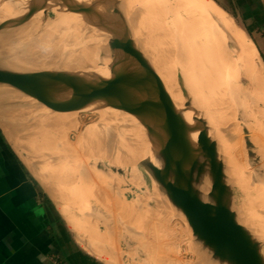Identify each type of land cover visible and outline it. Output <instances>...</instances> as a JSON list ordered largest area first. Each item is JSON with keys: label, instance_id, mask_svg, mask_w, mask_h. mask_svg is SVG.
I'll return each mask as SVG.
<instances>
[{"label": "rangeland", "instance_id": "1", "mask_svg": "<svg viewBox=\"0 0 264 264\" xmlns=\"http://www.w3.org/2000/svg\"><path fill=\"white\" fill-rule=\"evenodd\" d=\"M119 1L123 11L128 16L129 22L132 26V32L134 33L141 49L146 56L150 58L152 64L158 70V73L164 80L169 93L177 102H179L178 105L183 110H186V112H183L184 117L191 120V117L194 115V111L190 110L192 108L197 111L198 116L207 124L210 136L216 141L219 156L222 157L224 163L226 162L225 165L229 169H227L228 172L226 173L234 192L233 209L236 211L239 221L246 225L260 241L262 252L264 254V166L250 161L248 166L246 159H244L243 155L239 154V144L238 141H236L233 130L238 131L241 134H239L241 138L247 141L249 140L253 145L259 147L261 144L255 138H253V140L248 138V134H245L248 132L245 129L243 130V126L240 125V122H237V113H234L236 117L235 119L233 118L230 112V106L227 103L228 101L225 100L229 97V94H226L225 98V92L222 91V96L225 101L223 100L220 107L217 108L218 94L213 93L214 90H217L219 87L217 85L218 80L221 82L217 70H223L224 68L226 74H229L228 78L232 74L239 76L238 79L241 88L245 89L246 92L248 91L247 94H249V96L254 95L258 98L260 108L264 109V86L260 85L262 83L264 85V59L251 39V36L245 29V26L234 17L231 12L227 9H222V6L217 0H215L217 3L212 0L217 5L219 4L221 6L218 5L230 16L237 30L244 35L248 46L252 49L254 59L250 57L251 54L249 50L245 52V49H241L239 51L233 45L223 43L222 39L209 40L210 42L204 40V43L201 41L198 46H196L197 48L193 47V50L195 53H199L200 56H202L200 60L206 59L207 62H209L210 71L205 77V72L203 73L202 69L194 72L191 70L188 61L187 63H184L186 62V59L181 56L182 53L180 52L181 48L179 47L178 38L175 37L174 34L168 32L162 33V31L159 30V26L157 25L160 20H157V17L149 12L150 7L143 4V2H141L142 0ZM15 2L17 4L25 5L27 2H31V0H15ZM56 5L58 4L56 3ZM58 7L59 6L50 7L47 11L44 10V15H39L35 20L31 18L32 20L30 19L28 21L29 23L27 22V25L29 26H22L23 28L26 27L24 30H26L27 33L30 32V35L33 30L35 31H33L34 33L31 36L27 33H21V35L17 34V36L9 37V39L6 40L8 38L6 37V34L18 29L23 32V28L21 26H16V28H14L15 26H10V24L3 26L4 23L10 22L12 19L7 21H2L0 19V32L3 31L0 33V57L8 62L10 61V64L12 62V65L15 63L13 66L19 70L54 69L77 72H95V67L92 64V61L95 58V49L96 47H102L99 56L104 57L105 60L109 61L108 65H110L114 53L109 44L110 33L108 34L105 30L87 23L86 21H84L81 27L83 32L81 33L83 34L81 38L77 35L78 33H73L65 27L59 28L57 26V28L55 26L57 15H59L57 12L70 13V11ZM172 7L177 8V13L182 17V21L184 22L180 21L181 25H188V19L190 17L188 10L178 4L177 6L174 5ZM4 15L6 16V13H4ZM70 15L73 16L72 13H70ZM49 22L55 26L54 30L55 28L58 30L54 31V35L52 33L53 25ZM37 25L39 27H37ZM49 25H51V29ZM29 27L32 29H29ZM197 27L198 26L195 25V29ZM38 28L40 29L38 30ZM180 30L182 31V28H180ZM40 31L43 34L40 33ZM46 31H49V33H46ZM62 31L63 33L61 34ZM158 31H160V33ZM182 32L183 33L181 34L183 37L181 38V43L184 42V45H186L189 42L188 44H190L191 40L197 43L195 37L198 36V33L194 30V27L191 29L188 37L184 31ZM39 33L42 36H40ZM44 33H46L48 37H44V35H46ZM50 33L53 37H50ZM64 33H67L66 36L68 37H66ZM24 34L27 35L23 37ZM57 34L58 36L60 34L63 35V39L61 38V35L58 37ZM99 35L101 37H99ZM3 37L4 39L6 38V44H4ZM34 37L35 39L33 40ZM43 37L45 39L47 37L49 41L47 39L44 40ZM53 38L55 41L51 40ZM59 39L61 41H59ZM56 40H58L57 43ZM34 41L38 43L36 44ZM41 41H46L47 43L45 42L46 44L44 45V42ZM23 43L24 45L26 44V46H29V48L24 46ZM20 44L23 47L20 46ZM32 44H36V46H33ZM32 46L35 49H33ZM31 50H33V53ZM223 50H225V54L231 58L230 63L225 65V67H223L224 65H221L218 69L215 67V61H219L221 54H224ZM23 51H26L27 54ZM34 51H36L38 57H36ZM21 53L23 57V59L21 58L22 61L20 60ZM33 57L35 58L32 59ZM101 60L104 59L100 58L99 61ZM178 62L181 63V65H178ZM166 67L169 68L172 78H174L177 83L179 89L177 92H173L171 81L165 71ZM190 71L194 73L191 74ZM195 73H198L199 76ZM190 76L194 78L197 76V80H194V78L191 79ZM201 76L203 78L198 80V77L200 78ZM211 78H214L215 80L211 81ZM195 81H203V84L200 85L201 82L199 84L200 86H196L199 82L194 83ZM227 83H229V93H231V90H233V83L231 80L230 82L228 80ZM192 84L195 85L193 86ZM249 87H256V90L259 92H256L254 88L252 90ZM195 90L198 91L197 95ZM193 94L198 96V104L196 103L197 101ZM261 102L263 103L260 104ZM188 104L192 107H188ZM113 109L115 108H99L93 111L67 113L57 112L44 105H40L38 101L32 99L30 96L15 90L7 89L5 90V93L0 95V125L3 127L11 143H14L13 146L19 155L28 167L30 166V170L35 176L37 175L38 180L52 202L56 215L59 216L65 226L68 227L70 237L74 241H76V237L85 248L89 247L88 251L91 250L90 252L93 254H97V252L98 254H101V257H103L102 259L108 264H166L168 261L169 264H204L203 261L199 260L200 258H197L201 257L200 254L202 253L205 255L207 261L216 264L212 258V251H210V249L192 232V227L184 212L172 202L160 183L154 177L151 170L143 164L144 159L134 153L133 150L139 149V146L140 148L143 147L145 142L150 144L145 127L140 124L138 119L137 121L139 125L133 120H129V117H125L124 119H120V117L117 118ZM126 115L129 116L131 114L126 113ZM214 117H216L219 125L221 124L222 126H220L223 127L221 128L223 136L219 133V129L214 122ZM78 121L80 122L78 123ZM131 122H133V124L135 123V126H133ZM53 124L56 126L52 127ZM139 126H141L142 129H139ZM61 127L62 130L63 128L66 129L67 132L60 131ZM196 136L197 135H194L192 138L194 139ZM135 144L137 146H135ZM77 152L78 155H73V153L75 154ZM231 155L235 159H233ZM75 156H78V159L79 156L82 158L86 156L84 158L86 162H83L84 159L81 158L82 161L80 160L79 163H86L85 165L87 168H85V166L81 167L78 161H74L76 158ZM65 157L70 159V164L68 163L69 165L67 166L69 167L71 165L74 166V169L76 168L74 172L76 177L80 178V176L84 174V177L87 180L85 181L86 183H84V186H86L85 188L96 192V195L93 197H84H87V203L91 207L90 213L86 212L83 208L86 203L82 204L83 202H80L82 201L79 200L80 198L78 199L77 197L72 196L67 191H65L64 194V191L61 190L57 184L62 183V178L63 181L67 178V181H65V183L63 182V184H66L68 181L70 182L71 178L73 179L72 176L67 175L69 176L67 177L63 172H60L62 171L63 166L65 168L66 165L57 164L60 163L62 159H66ZM87 160L90 162L87 163ZM53 164H56L57 166H54ZM90 169L93 170L91 171ZM50 173L52 176L49 175ZM60 173H63L62 178L58 177ZM64 175L65 178L63 177ZM75 181L79 185L82 183L80 180ZM107 189H109L110 192H108ZM57 192L59 194H57ZM100 193L102 195H99ZM103 194L112 196L116 202H120L124 209L130 214L131 218L141 219L140 221H142L143 224H147V226L144 227V230L149 234V237L152 238L150 240L152 243H150L152 245L150 249H154L150 250L152 256L148 255L150 254L149 250H141V245L144 243L142 236L137 232V229L127 223L122 216L117 217L118 221L116 219V222L119 225L118 228H112L109 223L105 222V217L102 218L103 214L100 213L103 210L101 206L105 204L104 199H102L104 196ZM92 209H98L97 212L101 215ZM143 214L145 216H143ZM67 222L74 232L69 228ZM149 225L151 227H149ZM190 244L196 245V250L200 248V250L198 249L200 254L196 252ZM91 246L93 250L97 248L94 250L95 252L90 248ZM137 246L140 249H137ZM98 247L100 250H98ZM190 257H194L192 259L195 260H192ZM179 258L183 260V262ZM188 260H192V263H190L191 261L188 262ZM198 261L200 263H198Z\"/></svg>", "mask_w": 264, "mask_h": 264}, {"label": "water", "instance_id": "2", "mask_svg": "<svg viewBox=\"0 0 264 264\" xmlns=\"http://www.w3.org/2000/svg\"><path fill=\"white\" fill-rule=\"evenodd\" d=\"M31 2L23 22L42 9L59 6L110 33L114 53L109 72L19 70L0 57V95L7 89L15 90L57 112L115 108L134 115L145 127L161 162L157 165L144 159L143 164L184 212L194 235L226 264H264L260 241L233 209L234 192L207 124L192 108L191 120L184 117L186 110L172 99L158 70L141 49L120 1L100 0L92 5L78 0ZM99 3L112 8L115 15L100 12ZM194 135L197 141L192 139ZM205 177L211 183L206 199L199 189Z\"/></svg>", "mask_w": 264, "mask_h": 264}, {"label": "bare ground", "instance_id": "3", "mask_svg": "<svg viewBox=\"0 0 264 264\" xmlns=\"http://www.w3.org/2000/svg\"><path fill=\"white\" fill-rule=\"evenodd\" d=\"M78 1H82L83 3H85V4H87V5H92V4H94L96 1L98 2V1H100V0H78ZM141 2H143V4H146L147 5V7H150V9H149V12H151V14H153L154 16H156L157 17V20L159 19L160 20V22H159V24L157 25V26H159V30H161L162 31V33H164V32H168V33H171V34H174L175 35V37H177L178 38V43H179V47L181 48L180 49V52L182 53V55L181 56H183L185 59H186V62H184V63H187V61L189 62V66H190V68H191V70H193L194 72L196 71V70H199V69H202V72L204 73V75H205V77L207 76V74L209 73V71H210V66H209V62H207V60L206 59H202V60H200V58L202 57V56H200V54L199 53H195L194 52V50H193V47H196V46H198V44H199V42H201V41H203V43H204V40H215V39H222V41H223V43H227V44H231V45H233L236 49H238L239 51L241 50V49H245V52L247 51V50H249L250 51V54H251V58H253L254 59V54H253V52H252V49H250V47L248 46V44H247V42H246V39H245V37H244V35L240 32V31H238L237 30V28L235 27V25H234V23H233V20L230 18V16L226 13V12H224L214 1H212V0H165V1H163V0H142ZM139 3V2H138ZM171 4H172V6H177V4L178 5H180L181 7H185L186 8V10H188V12H189V19H188V25L186 24H183V25H181V22L180 21H182V17H180V14H178L177 13V8H175V7H172L171 6ZM31 7H32V2H27L25 5H22V4H17L16 2H15V0H0V19L2 20V21H7V20H10V19H12V21L10 20V26L11 25H14V26H12V27H14V28H16V26L18 27V26H29V25H27V22L32 18V19H37V17L39 16V15H44V9H42V10H40L39 12H37V13H35L34 15H32L31 16V18H28L26 21H22L23 19H25L26 17H28L29 16V13H30V10H31ZM59 8V7H58ZM98 10L100 11V12H102L103 14H105V15H110V14H113V15H115L114 13H113V10H112V8H110V7H106V6H104L102 3H99V5H98ZM6 13V16L4 15V13ZM59 15H57V20H56V27L58 26L59 28H61V27H65V28H67V29H69L70 31H72L73 33L75 32V33H78L77 35L79 36V38H81L82 37V35L83 34H81V33H83L82 32V30H81V27H82V25H83V23H84V20L81 18V16H79L78 14H76V13H74V12H70V13H72V15L73 16H71L70 15V13L69 12H57ZM148 13V12H147ZM31 19V20H32ZM32 22V21H31ZM30 22V23H31ZM117 22L118 21H113V23H115V24H117ZM182 22H184V21H182ZM4 23V22H3ZM26 23V24H25ZM29 23V22H28ZM49 23H51V22H49ZM2 24V23H1ZM32 24H33V22H32ZM52 24V23H51ZM55 24V23H54ZM53 25V24H52ZM195 25L196 26H198L196 29H195ZM3 26H4V24H3ZM7 26V25H6ZM50 26V29H51V25H49ZM54 25H53V30H52V33H53V35H54V31H56L57 29L55 28V30H54V27H55ZM88 26V25H87ZM1 27V26H0ZM30 27H31V24H30ZM29 27V29H32V28H30ZM37 27H39L38 25H37ZM48 27V26H47ZM46 27V28H47ZM57 27V28H58ZM84 27V26H83ZM194 27V30L198 33V36L197 37H195V39H197V43L196 42H194L193 40H191V43L190 44H186V45H184V42H182L181 43V38L183 37V35L181 34V33H183L182 31H184V33H186V35H187V37L190 35V31H191V29ZM8 28H11V27H8ZM7 28V29H8ZM23 28V27H22ZM24 28H26V27H24ZM24 28H23V32L21 31V30H16V31H12V32H10V33H8V34H6V37H8L6 40H8L9 39V37H15V36H17V34H20L21 35V33L23 34V33H27V31L26 30H24ZM46 28H44V29H46ZM87 28V27H86ZM180 28H182V31L180 30ZM29 29H27V30H29ZM40 28H38V30H39ZM44 29H42V30H44ZM9 30H12V29H9ZM15 30V29H14ZM41 30V31H42ZM64 30V29H63ZM25 31V32H24ZM30 31H32V30H30ZM34 31V30H33ZM32 31V33H31V35L35 32H33ZM40 31V33H42ZM58 31V30H57ZM65 31V30H64ZM77 31V32H76ZM89 31V30H88ZM133 31V30H132ZM3 32V31H2ZM2 32H0V33H2ZM36 32H38V31H36ZM49 33V31H46V33ZM51 32V31H50ZM159 33H160V31H158ZM30 32H28L27 34H29ZM40 33H39V35H40ZM46 33H44V34H46ZM56 33V32H55ZM63 33V31L61 32V34ZM70 33V32H69ZM96 33V32H95ZM108 33V32H107ZM27 34H24V36L23 37H25ZM38 34V33H37ZM43 34V33H42ZM51 34V33H50ZM58 34H59V32H58ZM58 34H57V36H58ZM60 34V35H61ZM65 34V36H66V34L67 33H64ZM85 34V33H84ZM97 34V33H96ZM109 34V33H108ZM134 34V33H133ZM30 35V34H29ZM30 35V36H31ZM59 35V36H60ZM69 35V34H68ZM111 34H109V36H110ZM166 35V34H165ZM194 35V34H193ZM29 36V37H30ZM34 36H36V35H34ZM40 36H42V35H40ZM45 36H47V34L46 35H44V37ZM58 36V37H59ZM28 37V38H29ZM33 37V36H32ZM38 37V36H37ZM43 37V38H44ZM48 37V36H47ZM47 37H46V39H47ZM50 37H53L52 36V34L50 35ZM50 37H49V39H50ZM56 37V36H55ZM66 37H68V36H66ZM74 37H76V36H74ZM99 37H101L100 35H99ZM111 37V36H110ZM27 38V37H26ZM39 38V37H38ZM57 38V37H56ZM55 38V39H56ZM61 38L63 39V35H61ZM70 38V37H69ZM88 38H90V37H88ZM185 38V37H184ZM1 39H2V36H1ZM3 39H4V37H3ZM4 39V42L6 41ZM15 39V38H14ZM35 39V37L33 38V40ZM41 39V38H40ZM45 38H44V40H46ZM83 39V38H82ZM188 39V38H187ZM48 40V39H47ZM51 40H53V41H55L54 40V38L53 39H51ZM51 40H50V42H51ZM2 41V40H1ZM10 41V40H9ZM9 41H7V42H9ZM13 41V40H12ZM15 41V40H14ZM38 41V40H37ZM49 41V40H48ZM57 41L58 40H56V43H57ZM59 41H61L60 39H59ZM184 41V40H183ZM28 42V41H27ZM33 42V41H32ZM31 42V43H32ZM39 42H40V40H39ZM41 42H44V41H41ZM46 42V41H45ZM44 42V45L47 43H45ZM92 42V41H91ZM210 42V41H209ZM22 43V42H21ZM26 43V42H25ZM30 43V42H29ZM29 43H27L28 45H30ZM34 43H36L35 41H34ZM38 43V42H37ZM36 43V44H37ZM216 43V42H215ZM220 43H222V42H220ZM4 44H6V42L4 43ZM36 44H32L33 46L35 45L36 46ZM54 44H55V42H54ZM217 44V43H216ZM2 45H3V43H2ZM23 45H24V43H23ZM99 45V44H98ZM223 45V44H222ZM225 45V44H224ZM13 46V45H12ZM11 46V47H12ZM17 46V45H16ZM20 46H22L21 44H20ZM19 46V47H20ZM24 46H26V44L24 45ZM31 46V45H30ZM33 46H32V48H33ZM102 46V45H101ZM14 47V46H13ZM12 47V48H13ZM23 47V46H22ZM26 47H28L29 48V46H26ZM179 47H178V49H179ZM27 48V49H28ZM197 48V47H196ZM14 49V48H13ZM20 49V48H19ZM23 49V48H22ZM30 49H31V47H30ZM33 49H35V48H33ZM101 49H102V47H96V49H95V58L93 59V61H92V64L94 65V67H95V71L96 72H98V73H100V74H103V75H107L108 74V72H109V65H108V63H109V61H107V60H105V58L104 57H101V56H99L100 55V51H101ZM17 50V49H16ZM24 50V49H23ZM25 50H26V48H25ZM38 50V49H37ZM227 50V49H226ZM32 51V53H33V50H31ZM1 52V51H0ZM22 52V51H21ZM23 52H25L26 54H27V52L26 51H23ZM40 52V51H39ZM180 52H178V53H180ZM238 52V51H237ZM34 53L36 54V57H38V54L36 53V51H34ZM190 53V54H189ZM223 53L224 54H221V56H220V59H219V61H215L216 62V64H215V67H220L221 65H224L223 67H225V65H228L229 63H230V57H228L227 56V54H225V50H223ZM20 54V53H19ZM19 54H18V56H19ZM25 54V55H26ZM23 56H24V54H23ZM33 56H34V54H33ZM236 56V55H235ZM25 57V56H24ZM29 57V56H28ZM30 57H31V55H30ZM2 58V57H1ZM21 58L23 59V57H22V53H21V55H20V60H21ZM35 57H33L32 59H34ZM100 58H102V59H104V60H101V61H99L100 60ZM204 58V57H203ZM4 59V58H3ZM14 59V58H13ZM26 59V58H25ZM22 61V60H21ZM29 61V60H28ZM10 62V61H9ZM30 62V61H29ZM180 62V61H179ZM177 63L178 65H181V63ZM28 63V62H27ZM2 64H6L5 62H2ZM7 64H9L8 62H7ZM6 64V65H7ZM15 64V63H14ZM13 64V65H14ZM32 64V63H31ZM11 65H12V62H11ZM17 65V64H16ZM182 65H183V63H182ZM20 66V65H19ZM24 66V65H23ZM83 67V66H82ZM180 67V66H179ZM183 67V66H182ZM181 67V68H182ZM79 68H81V67H79ZM222 68V67H221ZM83 69H85V68H83ZM183 69V68H182ZM219 69V68H218ZM78 70V69H77ZM165 71H166V73H167V75H168V77H169V79H170V81H171V85H172V88H173V92H177L179 89H178V87H177V83H176V81L174 80V78H172V76H171V74H170V70H169V68L168 67H166L165 68ZM200 71V70H199ZM241 71V70H240ZM175 72V71H174ZM191 72V71H190ZM193 72V73H194ZM198 72V71H197ZM192 72H191V74H193ZM217 73H218V75H219V78L221 79V82L218 80V82H217V85L219 86L218 87V89L216 90H214V92L213 93H215V94H218V99H217V101H218V107L217 108H219L220 107V104L222 103V101L224 100V98H223V96H222V91L223 92H225V94H224V97L226 98V94H229V97L227 98V99H225L226 101H228L227 103H228V105L230 106V109H231V114H232V116H233V118L235 119V115H234V113L236 114L237 113V122H240V125H242L243 127V130L245 129L248 133H245V134H248V138L250 139V140H253V138H255L260 144H261V146H255V145H253L252 143H250V141L248 140H245V139H243V138H241L240 136H239V132L238 131H235V130H233V132L235 133V137H236V141H238V144H239V154L240 155H243V157H244V159H246V163L248 164L249 163V161L250 162H253V163H257L258 165L259 164H261L262 166H264V109H262V108H260V105H259V100H258V98H256L254 95H251V96H249V94H247V92L245 91V89H243V88H241V86H240V83H239V79H238V75H236V74H232L229 78H228V75L229 74H226V72H225V70H224V68H223V70H217ZM190 74V75H191ZM196 74V73H195ZM196 75H198L199 76V74L197 73ZM195 76V75H194ZM197 77V76H196ZM194 78V77H192V76H190V78L192 79V78H194V80H197V78ZM201 78H203L202 76L199 78L198 77V80H200ZM261 78V77H260ZM189 79V78H188ZM245 79H246V77H245ZM244 79V80H245ZM256 79H257V77H256ZM255 79V80H256ZM215 79L214 78H211V81H214ZM228 80H229V82H230V80L232 81V83H233V90H231V93H229V83H227L228 82ZM184 81V80H183ZM193 81V80H192ZM241 81V80H240ZM257 81V80H256ZM260 81V80H259ZM262 81V80H261ZM185 82V81H184ZM188 82V81H187ZM197 82H199V83H197ZM202 82V83H201ZM242 82V81H241ZM250 82V81H249ZM194 83H197V85L196 86H198L200 83V85H202L203 84V81H195ZM260 83H262V82H260ZM259 83V84H260ZM257 84V83H256ZM193 86L195 85V84H192ZM199 85V86H200ZM248 85H249V83H248ZM247 85V86H248ZM260 85H262V86H264L263 85V83L262 84H260ZM259 85V86H260ZM190 86H191V84H190ZM253 86H255V85H253ZM202 88V87H201ZM249 88H251V87H249ZM254 89H255V91L256 92H259V91H257L256 89V87H253ZM253 88H251L252 90H253ZM259 88V87H258ZM189 89V88H188ZM194 89V88H193ZM197 89V88H196ZM197 90H199V89H197ZM248 90V89H247ZM264 90V89H263ZM192 91H194V90H192ZM196 91V90H195ZM197 92L198 91H196V95H197ZM200 92V91H199ZM250 93H251V91H250ZM262 93H263V91H262ZM171 95V94H170ZM182 95V94H181ZM201 95H202V92H201ZM208 95V94H207ZM256 95V94H255ZM193 96H194V98H195V100L197 101V98H198V96H199V93H198V96H195L194 94H193ZM171 97H172V99L177 103V104H179V102H177L174 98H173V96L171 95ZM182 97V96H181ZM202 97H203V95H202ZM204 99H205V97H204ZM215 99H216V95H215ZM224 100V101H225ZM195 101V102H196ZM202 101H204V100H202ZM216 101V100H215ZM248 101V102H247ZM260 101H262V100H260ZM264 102V101H263ZM263 102H261L260 104H262ZM197 104L199 103L198 101L196 102ZM248 103V104H247ZM201 107V106H200ZM264 107V106H263ZM204 108V107H203ZM113 111H114V113H115V115H116V117L118 118V117H120V119H124L125 117H129V120H133L137 125H139V123H138V121H137V118L133 115V116H131V115H126V113L125 112H123V111H121V110H115V109H113ZM222 111V110H221ZM205 115V114H204ZM79 119V118H78ZM214 119H215V124H216V126L218 127V129H219V133H221V135L223 134V132H222V129L221 128H223V127H221L220 125H219V122H217V120H216V117H214ZM75 120V119H74ZM209 120V119H208ZM219 120V119H218ZM80 121H78V123H79ZM129 122V121H128ZM123 123V122H122ZM132 124H133V122H131ZM134 123V124H135ZM221 123H222V121H221ZM133 124V126H135ZM141 124V123H140ZM56 125H52V127H55ZM143 126V125H142ZM239 126V125H238ZM94 127V126H93ZM131 127H132V125H131ZM233 127V126H232ZM134 128V127H133ZM141 128V126H139V129ZM225 128V127H224ZM241 128V127H240ZM55 129V128H54ZM138 129V130H139ZM142 129V128H141ZM56 130H58V129H56ZM134 130V129H133ZM137 130V129H136ZM228 130V129H227ZM226 130V131H227ZM60 131H64V132H67V130L66 129H64L63 128V130H62V127H61V129H60ZM77 131V130H76ZM138 132V131H137ZM141 132V131H140ZM232 132V133H233ZM231 133V134H232ZM241 135V134H240ZM223 136V135H222ZM231 137H234V136H231ZM247 137V136H246ZM82 138V137H81ZM78 139V138H77ZM84 139V138H83ZM193 139V138H192ZM131 140V139H130ZM194 141H197V136L193 139ZM233 141V140H232ZM222 142V141H221ZM14 144V143H13ZM74 144H75V141H74ZM130 144H132V143H130ZM77 146V145H76ZM135 146H137L136 144H135ZM78 147V146H77ZM82 148V147H81ZM133 148V147H132ZM131 148V149H132ZM236 148V147H235ZM234 148V149H235ZM262 148V149H261ZM135 149V148H134ZM78 150V149H77ZM134 151V153H136V155H138L140 158H142V159H150L151 161H153L155 164H157V165H161V162H160V160H159V158L156 156V153H155V151H154V149L151 147V145L147 142H145V145L143 146V147H141L140 148V146H139V149H136V150H133ZM230 151V150H229ZM78 155V152L77 153H73V155ZM109 154V153H108ZM231 154V153H230ZM80 155V154H79ZM82 155V154H81ZM59 156V155H58ZM227 156V155H226ZM228 156H230V155H228ZM239 156V155H238ZM76 158H75V160L74 161H78V163H79V161L81 160V158L82 157H80L79 156V159L77 158L78 156H75ZM86 157V156H85ZM84 157V158H85ZM106 157H108V156H106ZM220 157V160L222 161V164H223V168H224V170L226 171V172H228L227 171V169H228V167L225 165L226 164V162L224 163V161H223V159H222V157L221 156H219ZM231 157H233L232 155H231ZM247 157V158H246ZM66 159H62L61 160V162L60 163H57V164H64V165H69L70 163V159L68 158V157H65ZM72 158V157H71ZM84 158H82V159H84ZM78 159V160H77ZM228 159V158H227ZM233 159H235L234 157H233ZM232 159V160H233ZM240 159H241V157H240ZM243 159V160H244ZM54 160V159H53ZM58 160V159H57ZM71 160H73V159H71ZM85 160V159H84ZM83 160V162H86V160L84 161ZM55 161V160H54ZM82 161V160H81ZM229 161V160H228ZM235 161V160H234ZM57 162V161H56ZM83 162H80L79 164L81 165V167H83V166H85V168H87L86 167V163L85 164H82ZM90 161H88L87 160V163H89ZM240 162V161H239ZM69 163V164H68ZM75 163V162H74ZM250 164V163H249ZM249 164H248V166H249ZM52 165V164H51ZM54 165V164H53ZM56 165V164H55ZM54 165V166H55ZM251 165H253V164H251ZM255 165V164H254ZM57 166V165H56ZM62 166V165H61ZM60 166V167H61ZM65 166V168H64V166H63V168H62V171H60V172H63L66 176L67 175H70V176H72L73 177V179L71 178V181L69 182H66V184H63V182L65 183V181H67L66 179L63 181V178H62V174L60 173V175L58 176V177H61L62 178V183H57L58 184V186L60 187V189L61 190H63L64 191V194H65V191H67L69 194H71L72 196H75V197H77L79 200H82V201H80L82 204H84V203H86V205H84V210H86V212H89L90 213V209H91V207L88 205V203H87V200H86V198L87 197H89V196H95L96 195V192L94 191V190H90V189H88V188H85L86 186H84V183H86L85 181H87L86 180V178L84 177V174L83 175H81L80 176V178H78V177H76V175L74 174V172H75V169H74V166H67L66 167ZM30 167V166H29ZM50 170H51V167H50ZM84 170V169H83ZM91 171L93 170V169H90ZM229 170V169H228ZM82 172V171H81ZM94 172V171H93ZM98 172H100V171H98ZM37 174H39L38 172H36ZM95 173V172H94ZM260 173V172H259ZM259 173H258V175H259ZM39 175H41V174H39ZM50 176H52L51 175V173L49 174ZM65 175L63 176L64 178H65ZM98 175V174H97ZM104 176V175H103ZM36 177H37V175H36ZM39 177H42V176H39ZM67 177H69V176H67ZM107 177V176H106ZM44 178V177H43ZM42 178V179H43ZM38 179V178H37ZM88 179V178H87ZM75 180H80V181H82V183H81V185H79V184H77L76 183V181ZM40 182V181H39ZM42 182V181H41ZM45 182V181H44ZM44 185H45V183H44ZM46 186H47V184H46ZM89 186V185H88ZM95 186V185H94ZM210 187H211V183H210V180H209V178L208 177H205L203 180H202V182L199 184V189H200V191L202 192V194H203V196H204V198L206 199L207 198V194L209 193V190H210ZM98 188V187H97ZM249 189H251V188H249ZM256 189V188H255ZM55 190H57V189H55ZM100 190V189H99ZM107 191L108 192H110L109 191V189H107ZM54 192V191H53ZM95 192V193H94ZM249 192V191H248ZM247 192V193H248ZM99 193V192H98ZM55 194V193H54ZM57 194H59L58 192H57ZM262 194V193H261ZM84 195V196H83ZM98 195V194H97ZM99 195H102L101 193L99 194ZM104 196H103V198L102 199H104V201H105V204L104 205H102L101 207L103 208V210L100 212V213H102L103 215H102V218L103 217H105V222H107V223H109V225L113 228H118L119 227V225L117 224V222H116V219H117V217L118 216H122L123 217V219L127 222V223H129L132 227H135L136 229H137V232L142 236V238H143V241H144V243H143V245H141L140 247H141V250H143V251H150V250H154V249H150L151 248V242H150V240L152 239V238H150L149 237V234L144 230L145 228V226H147V224H143L142 223V221H140L139 219H136V218H131V216H130V214L124 209V207H123V205L120 203V202H116L113 198H112V196H108V195H106V194H103ZM258 195V194H257ZM85 196H87L86 198H84ZM83 197V198H82ZM256 197V196H255ZM84 199V200H83ZM98 199V198H97ZM61 200V199H60ZM89 201V200H88ZM99 202V201H98ZM97 202V203H98ZM99 204V203H98ZM260 205V204H259ZM165 207V206H164ZM81 208V207H80ZM262 209V208H261ZM260 209V210H261ZM92 210H94V211H98V209H92ZM174 211V210H173ZM261 212V211H260ZM98 213V212H97ZM99 214V213H98ZM165 214V213H164ZM99 215H101V214H99ZM136 216H138V215H136ZM143 216H145L144 214H143ZM139 217V216H138ZM180 217V216H179ZM179 217H178V219H179ZM121 219V218H120ZM184 220V219H183ZM83 221V220H82ZM117 221H118V219H117ZM180 221V220H179ZM111 222V223H110ZM146 222V221H145ZM86 223H87V221H86ZM106 223V224H107ZM147 223H149V222H147ZM152 223H153V221H152ZM156 223V222H155ZM88 224V223H87ZM156 225V224H155ZM89 226V225H88ZM90 227V226H89ZM149 227H151L150 225H149ZM91 229V228H90ZM263 229V228H262ZM118 230V229H117ZM132 230V229H131ZM256 230V229H255ZM148 231V230H147ZM191 231V230H190ZM193 232V231H192ZM126 234V233H125ZM185 234V233H184ZM187 235V234H186ZM184 237V236H183ZM189 238V237H188ZM127 239V238H126ZM141 239V238H140ZM157 239V238H156ZM186 239V238H185ZM129 240V239H128ZM188 240H190V239H188ZM190 242V241H189ZM151 243V244H150ZM133 244V243H132ZM191 245V244H190ZM199 245V244H198ZM156 246V245H155ZM158 246V245H157ZM192 247H193V249L196 251V252H200L199 250H200V248H198L197 250H196V245H191ZM175 247H176V245H175ZM86 248H88L87 250H89V247H86ZM91 249H92V246L90 247ZM139 247L137 246V249H138ZM183 248V247H182ZM97 249V248H96ZM96 249H94V250H96ZM136 249V248H135ZM140 249V248H139ZM203 249V248H202ZM93 250V249H92ZM93 250V251H94ZM98 250H100V248L98 247ZM184 250V249H183ZM91 251V250H90ZM211 251V250H210ZM95 252V251H94ZM97 252V251H96ZM163 252V251H162ZM92 253V252H91ZM100 253V252H99ZM195 253V252H194ZM93 254V253H92ZM156 254H158V253H156ZM163 254V253H162ZM188 254V253H187ZM200 254V253H199ZM203 254V253H202ZM202 254H200L201 255V257H197L199 260H201V261H203L204 262V264H212L211 262H209V261H207L206 260V257H205V255L203 254V258H202ZM149 256L151 255V251H150V254H148ZM176 255H177V253H176ZM190 255V254H189ZM188 255V256H189ZM95 256H97V257H99V258H103V257H101L102 255L101 254H98V252H97V254L95 253ZM107 256V255H106ZM152 256V255H151ZM187 256V257H188ZM179 257V256H178ZM191 258V257H190ZM189 258V259H190ZM192 258H194V257H192ZM191 258V259H192ZM196 258V257H195ZM204 258H205V260H204ZM212 258L214 259V261H215V263L216 264H226V263H224V262H222V260H220L219 258H217V257H215V256H213L212 255ZM168 259V258H167ZM180 259V258H179ZM197 259V260H198ZM181 260V259H180ZM192 260H195V259H192ZM192 260H188V262H190V263H192ZM167 261V260H166ZM182 262H183V260H181ZM205 261H206V263H205ZM194 262V261H193ZM185 263V262H184ZM198 263H200L199 261H198ZM166 264H169V261L166 263ZM186 264V263H185ZM187 264H189V263H187Z\"/></svg>", "mask_w": 264, "mask_h": 264}, {"label": "crops", "instance_id": "4", "mask_svg": "<svg viewBox=\"0 0 264 264\" xmlns=\"http://www.w3.org/2000/svg\"><path fill=\"white\" fill-rule=\"evenodd\" d=\"M217 1L245 26L264 59V0ZM75 240L0 126V264H108Z\"/></svg>", "mask_w": 264, "mask_h": 264}]
</instances>
